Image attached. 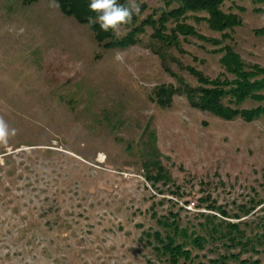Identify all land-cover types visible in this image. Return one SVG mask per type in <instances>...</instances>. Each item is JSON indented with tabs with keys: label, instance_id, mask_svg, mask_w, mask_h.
<instances>
[{
	"label": "rangeland",
	"instance_id": "rangeland-1",
	"mask_svg": "<svg viewBox=\"0 0 264 264\" xmlns=\"http://www.w3.org/2000/svg\"><path fill=\"white\" fill-rule=\"evenodd\" d=\"M137 2L141 15L114 34L134 30L136 43L112 48L50 0H0V117L17 130L0 145V264H172L147 235L165 234L170 213L208 238L179 264H264V116L225 120L186 91L199 86L190 67L234 78L214 51L226 44L264 66V2L226 0L242 24L224 38L206 12L171 15L165 36L185 23L207 37L172 43L155 29L180 4ZM155 159L167 178H147ZM210 217L218 231L202 226ZM227 223L248 246L232 244Z\"/></svg>",
	"mask_w": 264,
	"mask_h": 264
},
{
	"label": "trees",
	"instance_id": "trees-1",
	"mask_svg": "<svg viewBox=\"0 0 264 264\" xmlns=\"http://www.w3.org/2000/svg\"><path fill=\"white\" fill-rule=\"evenodd\" d=\"M57 1L63 13L69 16H74L82 23L88 24L87 17L95 15L88 9L90 0ZM176 1L180 4L179 8L169 12L168 15L166 14L161 17L159 20L161 27L155 29V34L158 37L168 39L171 43L173 42L171 39L177 37L178 33L192 34L199 38L207 39L206 36L199 34L193 26L185 23H178L172 29V33L165 36L163 29L166 27V22L171 15L179 16L188 11L206 12L208 16L202 18L208 22L211 29L220 32H224L227 29H233L242 24L241 17L238 14L232 12L227 13L222 9V4L226 0ZM118 2L123 4L127 1L118 0ZM256 2L263 3L264 0H256ZM256 10L264 11V9L261 8H257ZM90 27L96 33L99 42L104 43L107 47H127L136 43V33L134 30L129 32L128 35L123 38H116L111 30L104 32L100 29L98 24H94ZM256 33L259 35L264 34V27L257 29ZM224 37H227L226 32L223 34V38ZM214 42L218 44L221 43L220 40H214ZM214 51L222 53L220 62L224 66L226 72L232 74L234 78H222L221 76L210 78L194 67H190L191 73L197 77L199 82L197 88L186 89L190 104L197 109L209 111L225 120H233L237 117H241L245 121L251 122L264 116V66H261L258 63L247 65L242 56L228 44L219 47ZM225 100L227 102H225ZM246 101H254L257 102L258 105L247 108L239 107L240 104ZM147 167L149 169L154 168L157 170L155 175L150 173L147 176L148 179L159 180L161 178H167L166 172L163 170L164 168L159 160L155 159L152 162L148 161ZM207 206L212 210L218 211L223 217L228 216V212L221 206H217L212 202ZM246 212L248 211L246 210ZM177 216V214L170 213V216L163 220L158 219L160 223L167 228L165 234L161 231L147 233L149 237H154L156 241L152 243L154 249L158 253L164 255L166 260L172 264H179L182 258L186 261H192L191 250L187 249L186 245L190 243L199 248H204L208 240L204 235L188 233L186 228L180 226ZM236 216H238V214H236ZM227 224L230 227V231H228L226 235L232 244L240 242L243 246H248L249 241L242 242V237L245 233L239 228V225L237 223ZM202 226L210 231H212V228L215 231H218L221 224H215L212 217H210L206 218V221ZM180 237H184V240L180 241ZM226 258L227 256H223L221 262L225 263Z\"/></svg>",
	"mask_w": 264,
	"mask_h": 264
},
{
	"label": "clouds",
	"instance_id": "clouds-1",
	"mask_svg": "<svg viewBox=\"0 0 264 264\" xmlns=\"http://www.w3.org/2000/svg\"><path fill=\"white\" fill-rule=\"evenodd\" d=\"M49 7L59 8L56 0H50ZM88 9L94 16H88L89 26L98 24L104 32L111 30L117 37L121 35V26L130 24L134 16L141 15V4L137 0H127L119 3L118 0H90ZM116 60H122V54L117 52ZM16 129L0 117V145H7L9 139L16 135Z\"/></svg>",
	"mask_w": 264,
	"mask_h": 264
}]
</instances>
